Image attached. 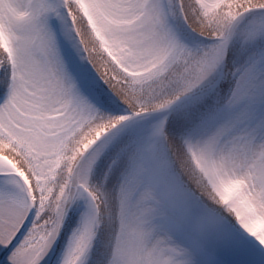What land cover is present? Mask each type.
<instances>
[{
  "label": "snow or ice",
  "instance_id": "1",
  "mask_svg": "<svg viewBox=\"0 0 264 264\" xmlns=\"http://www.w3.org/2000/svg\"><path fill=\"white\" fill-rule=\"evenodd\" d=\"M0 264H264V0H0Z\"/></svg>",
  "mask_w": 264,
  "mask_h": 264
}]
</instances>
